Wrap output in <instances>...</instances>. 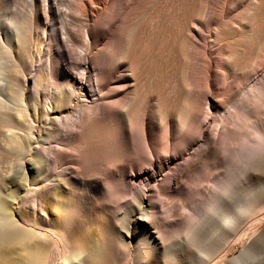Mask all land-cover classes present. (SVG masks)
I'll return each mask as SVG.
<instances>
[{
    "label": "bare ground",
    "instance_id": "6f19581e",
    "mask_svg": "<svg viewBox=\"0 0 264 264\" xmlns=\"http://www.w3.org/2000/svg\"><path fill=\"white\" fill-rule=\"evenodd\" d=\"M15 1L0 0V264H209L238 236L241 251L220 264H264V80L237 96L264 67L261 0L241 11L237 0H192L171 99L135 73V32L158 0ZM208 27L211 45L200 41ZM68 45L88 57L80 76ZM205 123L213 131L194 143ZM161 156L157 179L139 186ZM198 199L200 227L167 241ZM199 242L203 253L177 256Z\"/></svg>",
    "mask_w": 264,
    "mask_h": 264
},
{
    "label": "rangeland",
    "instance_id": "374dc122",
    "mask_svg": "<svg viewBox=\"0 0 264 264\" xmlns=\"http://www.w3.org/2000/svg\"><path fill=\"white\" fill-rule=\"evenodd\" d=\"M28 1L29 0H16L15 3L17 4H15V6L18 10H24L25 8L23 6L26 5ZM263 1L264 0H261V5H260L261 9L259 8V10L261 11V13L264 14V2ZM200 2L201 0H198L197 3L200 5ZM226 3H227L226 0H214L213 7L217 9V8H220L221 6L222 7L226 6ZM235 3L238 5V9L241 11L244 9L246 10L248 8L250 0H237ZM209 6L212 9V0L210 1ZM192 10H193L192 0H158L152 5V8L149 10L148 14L144 18H142V20L140 21L139 27L137 31L135 32V38H134V43H133L135 65H136L135 73L139 77H145L148 79L146 88L149 91L151 90V92L159 93L160 95L168 99L173 98V96L175 95V92L177 91L176 84H175V78H176L175 49L177 46V36L179 34V31L182 28L183 17L190 12L192 13ZM94 19H96V17L92 18V20ZM255 24H256L255 31H257L256 34L258 35V32L260 31L259 32L260 34L263 30L264 17H262L261 19H258L255 22ZM211 25L212 23H209V27ZM209 27L206 29H202L203 39L200 40L201 43H204L203 40L205 41L207 40L210 42V40L212 39V35L209 32ZM209 42L208 44L211 45V42L210 43ZM53 44H54L55 49L57 48L59 49L58 44L56 43H53ZM68 47L71 52V57H72L71 60L73 62H75V60H78L80 62L78 65L72 64L74 66L71 65L73 67V70L71 71L75 73L76 75L80 76L79 73L83 72V65L86 61H88V57L82 55L80 50L77 49L76 47H72L69 45ZM64 67L65 68L67 67L66 69L69 68L66 65ZM250 73L251 74H249L248 80H246L247 82L245 80L238 82V85L239 86L241 85V88L238 93L239 95L237 96H240V95L242 96L243 94L242 97H245L246 93L248 96V94L251 93L250 91H252V88L256 80L257 79L264 80V67L257 71L253 70ZM49 87L50 86H48V88ZM202 91H206V88L202 87ZM242 97H239V99ZM236 99L239 100L238 97H236ZM230 106L233 108L232 104L230 105L228 104V106H226V109L223 111V113H225V111H229V109L231 110L232 108ZM202 121H203V117L198 122V126H201ZM205 124L206 125H204V127L201 130L196 129L194 131L195 133L192 134L193 138L191 139H193L194 143H197L199 140L198 134L202 133L205 136L208 133L211 134V132L213 131L214 125L212 123H205ZM201 138L203 139L204 137H201ZM194 147H195V144H192V146H190V149L193 150ZM187 152L185 151L180 154V157L177 160L178 163L186 164L188 163V161H190L189 160L190 157H188V160H186ZM157 160L166 161L164 156L148 161V163L145 165L147 167V172L143 173L142 176L137 177V179H140L144 177L145 175L149 174L148 176H146V178L148 179L145 181L137 180L136 183L140 182V183H137L139 186H145L147 183H151V181H153L156 178V174H154V172H158L159 168H158V165L154 163V161L156 162ZM150 168H152V170ZM200 168L201 166L198 167L197 170L198 171L201 170ZM222 169H225V168L222 167ZM168 173H170L172 177H170L169 179L168 178L165 179V181L162 180L163 185H167L169 183L173 184L175 182V180L173 179H175V177L177 176L176 169L169 170ZM211 176H210L211 178H209L208 181L205 180L201 183L203 187L206 186L205 190L207 194H209L210 192L214 194L216 192V188L218 187L217 185L216 186L214 185L215 184L214 182L216 179L219 178V176L218 175L215 176V174ZM214 176L216 179L214 178ZM213 178L215 180H213ZM179 179L183 183H186V184H189L188 182H190V181H186V178H183V177L181 178L179 177ZM179 179L178 181H180ZM223 180L224 179H222L221 182H223ZM212 185L215 186L213 188V191H212ZM207 189L209 190V192ZM203 195H205V193L202 194V196ZM206 202L207 201L205 199L204 200L198 199L194 203L188 204L186 206H184V203H183L182 208H180L179 210L180 213H182V218L184 217V219H182L183 222L178 226L179 229H176L177 232L175 230L170 231L171 233L169 232L168 235H171L172 238L171 236H168L167 241H172V240L174 241L178 238H181L182 236L186 235V233L190 232V229L192 227H195V230H197L200 227L204 219L203 216L205 213L204 210H205ZM254 223L255 222H252V221L251 223L250 222L246 223L244 226V230H245L244 232L246 231L250 232L251 229L254 228L253 227ZM211 236H212V228H209L205 233L202 234V238L205 239V241H208V239ZM238 237L231 238L232 240L228 241L227 248H226L227 250H222L221 252H219L216 256H214L215 258H213V260L211 259L209 264H220L221 262L220 260L222 256L225 254V252L229 258L237 256L242 249V246H241L242 242L245 240V237H241V236H238ZM262 240H263L261 242L262 247L257 252L259 253L257 255L260 256V259L261 257H264L263 255L264 254V238ZM204 250L205 249H204L203 242H199V243L190 245L186 250L184 249L180 250L177 256L179 258L180 257L185 258L187 256L193 257V256H197L200 253H203ZM256 260L259 261L258 259Z\"/></svg>",
    "mask_w": 264,
    "mask_h": 264
}]
</instances>
